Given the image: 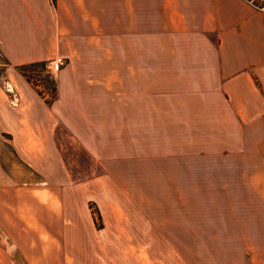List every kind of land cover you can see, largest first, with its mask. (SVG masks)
Masks as SVG:
<instances>
[{
	"label": "crops",
	"instance_id": "0c3cea01",
	"mask_svg": "<svg viewBox=\"0 0 264 264\" xmlns=\"http://www.w3.org/2000/svg\"><path fill=\"white\" fill-rule=\"evenodd\" d=\"M56 55L67 62L48 98L18 67ZM0 66V134L20 160L40 171L81 144L85 159L128 161L152 190H192L230 238L263 244L264 12L245 0H0ZM42 175L5 201L25 209L18 228L3 221L23 263L0 246V264L64 255L49 225L68 220Z\"/></svg>",
	"mask_w": 264,
	"mask_h": 264
},
{
	"label": "rangeland",
	"instance_id": "374dc122",
	"mask_svg": "<svg viewBox=\"0 0 264 264\" xmlns=\"http://www.w3.org/2000/svg\"><path fill=\"white\" fill-rule=\"evenodd\" d=\"M18 70L23 74L20 66ZM27 73L26 80L40 85L49 98L55 87L46 78L51 76L46 66ZM5 75L0 66V88L4 89ZM57 148L63 152L65 144L49 146L48 151L56 156ZM82 151L81 144H75L70 151L73 160L44 159L38 171L20 160L0 134V170L10 175V181L0 183V188H7L0 189V246L19 262L23 263L22 256L5 234L11 230V218L26 213L23 207L10 212L5 201L13 196L23 200L26 194L15 189L47 174L53 183H41L58 188L49 194L58 214L68 220L49 225L66 235L61 241L64 255L56 256L58 264H264V241L230 238L226 224L211 217L212 209L192 190H152L145 175L129 170L128 161L85 159ZM60 169L66 175L57 178L53 173ZM156 179L153 183L159 185ZM35 209L36 215H46L40 207ZM7 219L8 223L3 222ZM13 220L16 229L20 225Z\"/></svg>",
	"mask_w": 264,
	"mask_h": 264
},
{
	"label": "built area",
	"instance_id": "2783aa9c",
	"mask_svg": "<svg viewBox=\"0 0 264 264\" xmlns=\"http://www.w3.org/2000/svg\"><path fill=\"white\" fill-rule=\"evenodd\" d=\"M245 1L249 3L251 6H253L255 9H257L258 11L264 12V0H245ZM66 62H67V57L63 55H56L52 57L48 62H46L45 66L47 68L48 73L52 76L55 75L57 71L66 64ZM36 87L38 89H41L40 85H36ZM43 94L47 95V93H43Z\"/></svg>",
	"mask_w": 264,
	"mask_h": 264
},
{
	"label": "trees",
	"instance_id": "16d2710c",
	"mask_svg": "<svg viewBox=\"0 0 264 264\" xmlns=\"http://www.w3.org/2000/svg\"><path fill=\"white\" fill-rule=\"evenodd\" d=\"M45 64H46L45 61H36V62H31V63L25 64V65H20V69L23 72V74L29 79V74L27 73V71L29 72V70H32L34 72L35 69L39 71V67H43ZM48 76H46L47 80L54 87L53 78L51 76H49V77Z\"/></svg>",
	"mask_w": 264,
	"mask_h": 264
}]
</instances>
